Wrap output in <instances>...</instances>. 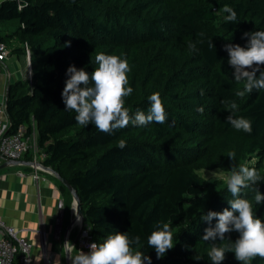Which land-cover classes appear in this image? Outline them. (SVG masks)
<instances>
[{
	"label": "trees",
	"instance_id": "1",
	"mask_svg": "<svg viewBox=\"0 0 264 264\" xmlns=\"http://www.w3.org/2000/svg\"><path fill=\"white\" fill-rule=\"evenodd\" d=\"M225 5L237 13L236 23L225 20ZM253 31H264V0H0V42L9 54L24 52L25 46L31 53V81L8 85L10 130L27 124L30 131L34 122L42 165L75 189L82 226L95 243L126 232L129 238L140 237L133 249L150 256L151 264H212L207 253L213 243L226 246L229 240L204 241L209 225L201 216L230 207L227 201L233 197L225 181L211 183L201 170L230 174L232 167H254L261 181L242 189L241 198L252 202L254 214L264 221V204L254 201L255 189L264 194V89L237 97L243 83L234 80L224 50L228 43L246 46L243 34ZM98 53L127 60V86L133 88L125 98L129 114H147L148 97L158 93L167 116L164 124L130 123L106 134L76 122L61 95L66 71L74 65L91 74ZM232 101L238 106L235 117L251 122L250 134L227 122ZM120 139L126 141L124 149L117 146ZM230 152L236 153L233 161ZM211 186L206 203L188 214L187 198ZM58 188L65 231L72 195L60 181ZM163 223L175 246L158 259L147 238ZM226 237L235 241L238 233ZM75 246L72 256L77 255ZM197 255L202 259L194 260ZM222 264L239 262L226 253ZM250 264H264V259Z\"/></svg>",
	"mask_w": 264,
	"mask_h": 264
},
{
	"label": "clouds",
	"instance_id": "2",
	"mask_svg": "<svg viewBox=\"0 0 264 264\" xmlns=\"http://www.w3.org/2000/svg\"><path fill=\"white\" fill-rule=\"evenodd\" d=\"M223 12L228 13L225 17L227 22L236 23L237 13L232 7L225 5ZM242 38L247 41L244 47L231 43L224 45L233 78L237 83H243V90L235 93L239 98L254 89H264V31L245 32ZM188 47L195 50V44L189 43ZM210 47L214 48V45L211 44ZM95 61L98 67L91 74L74 65L69 66L66 71L68 79L61 94L62 100L66 111L76 113L75 120L79 125H93L99 132L112 134L130 123L135 127H146L153 122L165 123L167 116L158 93L148 97L150 107L147 114L138 110L132 116L125 108V98L133 92V88L127 86L130 67L126 59L98 53ZM228 108L231 114L227 116V122L235 130L250 134L251 122L244 117H235L238 108L236 102H230ZM198 111L203 113V108ZM117 146L124 149L126 141L120 139ZM228 157L233 161L236 153L230 152ZM260 181L261 176L254 167L241 165L239 170L232 167L225 180L227 190L233 197L227 201L230 207L221 212L210 210L201 216V221L209 225L204 229V241L229 240L226 246L218 247L213 243L207 253L212 264H222L226 253H233L239 264H250L256 258L264 259V221L254 214L252 202L241 198L242 189ZM255 193V203L264 204V194L259 189H255ZM214 219L216 223L212 226ZM232 232L238 233L235 241L226 237V234ZM139 244V236L129 238L126 232H117L109 234L103 243H91L87 253L80 251L75 256L70 254V259L72 264H145V261L151 264L150 256L134 251L133 245ZM147 245L155 249L158 259L163 258L175 246L169 225L163 223L154 230L147 238ZM193 259L199 261L202 258L197 255Z\"/></svg>",
	"mask_w": 264,
	"mask_h": 264
},
{
	"label": "crops",
	"instance_id": "3",
	"mask_svg": "<svg viewBox=\"0 0 264 264\" xmlns=\"http://www.w3.org/2000/svg\"><path fill=\"white\" fill-rule=\"evenodd\" d=\"M14 44L13 41L12 47ZM5 65L6 72L0 74V94L6 92L10 83L19 79L29 80L32 74L30 57L26 51L10 53ZM19 161H21L19 164H7L6 161L0 163V217L7 224L21 229V236L31 243L32 264H44L40 239L36 232L40 228L47 234L48 253L54 257L50 264H66L65 240L68 244L70 237L73 244L81 233L77 223L71 224L74 218L72 203L69 224L65 231L61 228L60 233L57 234L56 203L58 199L64 198L58 188L56 177L51 173L46 174L37 189L30 177L29 160L24 156ZM19 171L24 172L25 175L19 177L17 175ZM61 231L65 233L61 234ZM76 252L78 254L77 249Z\"/></svg>",
	"mask_w": 264,
	"mask_h": 264
},
{
	"label": "built area",
	"instance_id": "4",
	"mask_svg": "<svg viewBox=\"0 0 264 264\" xmlns=\"http://www.w3.org/2000/svg\"><path fill=\"white\" fill-rule=\"evenodd\" d=\"M25 51L30 57L31 53L27 46H25ZM8 55L9 49L5 43L0 42V74L6 72L5 61ZM29 81H31V77ZM5 100L6 93L4 92L0 94V163L9 159L20 160L28 153L30 155V159H28V165L31 168L30 177L34 186L38 189L39 183L45 179V175L51 172L42 166L41 160L44 154L37 145L34 122L32 121L30 124V131H28L27 124H21L16 130L11 131L10 120L5 109ZM17 175L23 177L25 174L19 171ZM56 210L55 224L58 234L60 233L64 213L62 198L57 200ZM36 232L39 235L44 264H50L54 257L48 253L47 234L41 228ZM65 242L67 246V241L65 240ZM91 243H95V241L87 235V229L82 230L76 242L78 254L80 251L89 252ZM0 264H32L31 243L21 236V229L7 224L2 217H0Z\"/></svg>",
	"mask_w": 264,
	"mask_h": 264
},
{
	"label": "rangeland",
	"instance_id": "5",
	"mask_svg": "<svg viewBox=\"0 0 264 264\" xmlns=\"http://www.w3.org/2000/svg\"><path fill=\"white\" fill-rule=\"evenodd\" d=\"M199 173L205 177L206 179H208L211 183H213L216 180H226V177L229 175L228 173L222 171L221 169H214V170H201L199 171ZM213 173H215L213 175ZM214 186H211L209 189H207V191L203 192L201 195L197 196V197H188L187 201H186V208L188 211V214L193 213L196 209L201 208L205 203L206 200L210 194V191L212 190ZM74 216V214H73ZM80 221V223H77L80 227V230H84L85 228H83L82 226V219L80 220V218L78 219ZM76 223V221H75ZM65 232L61 231V234H63ZM69 233V232H68ZM67 233V236H68ZM88 235V234H87ZM68 245L71 246V240L69 237V241H68ZM71 251H69L70 254Z\"/></svg>",
	"mask_w": 264,
	"mask_h": 264
},
{
	"label": "water",
	"instance_id": "6",
	"mask_svg": "<svg viewBox=\"0 0 264 264\" xmlns=\"http://www.w3.org/2000/svg\"><path fill=\"white\" fill-rule=\"evenodd\" d=\"M8 90H9V87L7 86V89H6V92H5L6 94H7ZM20 162L21 161H19V160H10V159L9 160H6V163L7 164H19ZM43 167L45 169H47L49 172H51L56 177V179L58 181H60L69 190V192L72 195V212L74 214V218L71 220V224L75 223V221L77 219H79V218H80V220L83 219V213H82V209H81V202L79 200V197H78L75 189L71 186V184L67 180L62 179L59 176V174L57 172H55L52 168L45 167V166H43ZM76 242H77V240L74 241L73 244H71V245L73 246L74 244H76ZM72 246H69V245L66 246V255H65V262H66V264H70V254H69V251H70V248Z\"/></svg>",
	"mask_w": 264,
	"mask_h": 264
},
{
	"label": "bare ground",
	"instance_id": "7",
	"mask_svg": "<svg viewBox=\"0 0 264 264\" xmlns=\"http://www.w3.org/2000/svg\"><path fill=\"white\" fill-rule=\"evenodd\" d=\"M76 223H80V221L77 219V220H76Z\"/></svg>",
	"mask_w": 264,
	"mask_h": 264
}]
</instances>
